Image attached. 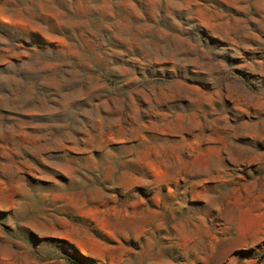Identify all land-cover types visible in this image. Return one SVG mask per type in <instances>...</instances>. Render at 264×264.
Segmentation results:
<instances>
[{
	"label": "rangeland",
	"instance_id": "374dc122",
	"mask_svg": "<svg viewBox=\"0 0 264 264\" xmlns=\"http://www.w3.org/2000/svg\"><path fill=\"white\" fill-rule=\"evenodd\" d=\"M264 264V0H0V264Z\"/></svg>",
	"mask_w": 264,
	"mask_h": 264
},
{
	"label": "trees",
	"instance_id": "16d2710c",
	"mask_svg": "<svg viewBox=\"0 0 264 264\" xmlns=\"http://www.w3.org/2000/svg\"><path fill=\"white\" fill-rule=\"evenodd\" d=\"M69 264H83L82 262L79 261L78 258L71 256V255H67L64 257Z\"/></svg>",
	"mask_w": 264,
	"mask_h": 264
}]
</instances>
